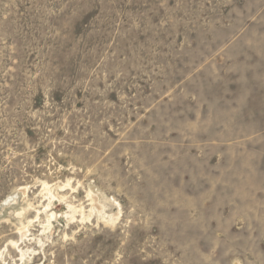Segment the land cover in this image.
Returning <instances> with one entry per match:
<instances>
[{
	"label": "rangeland",
	"instance_id": "1",
	"mask_svg": "<svg viewBox=\"0 0 264 264\" xmlns=\"http://www.w3.org/2000/svg\"><path fill=\"white\" fill-rule=\"evenodd\" d=\"M0 264H264V0H0Z\"/></svg>",
	"mask_w": 264,
	"mask_h": 264
},
{
	"label": "bare ground",
	"instance_id": "2",
	"mask_svg": "<svg viewBox=\"0 0 264 264\" xmlns=\"http://www.w3.org/2000/svg\"><path fill=\"white\" fill-rule=\"evenodd\" d=\"M52 215H53V214H52ZM23 230H24V227L21 228V231H23ZM22 234H23V232H22Z\"/></svg>",
	"mask_w": 264,
	"mask_h": 264
}]
</instances>
